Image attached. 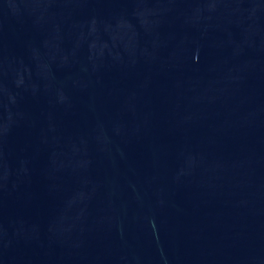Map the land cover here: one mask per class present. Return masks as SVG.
I'll return each instance as SVG.
<instances>
[{"label": "water", "instance_id": "water-1", "mask_svg": "<svg viewBox=\"0 0 264 264\" xmlns=\"http://www.w3.org/2000/svg\"><path fill=\"white\" fill-rule=\"evenodd\" d=\"M0 264H264V0H0Z\"/></svg>", "mask_w": 264, "mask_h": 264}]
</instances>
